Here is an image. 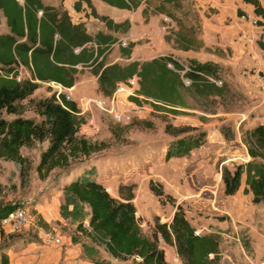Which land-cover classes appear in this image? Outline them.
<instances>
[{"label": "trees", "instance_id": "trees-1", "mask_svg": "<svg viewBox=\"0 0 264 264\" xmlns=\"http://www.w3.org/2000/svg\"><path fill=\"white\" fill-rule=\"evenodd\" d=\"M99 1L126 10H134L141 2ZM182 1L191 11V23L187 25L182 24L180 18L166 6L182 8ZM242 1L252 5L255 15L264 17L259 0ZM82 2L88 7L89 14L99 20L106 30L117 31L120 27L123 32L128 30L127 19L115 22L107 15L98 14L90 0H75L73 9L78 10ZM153 4L155 13L165 12L175 22L172 39L164 37L165 40H172L175 49L187 51L201 47V18L192 0H157ZM145 11L144 7L141 13L144 15ZM237 14L242 15L243 12L237 10ZM0 17L4 18L7 28L6 32H0V159L20 163L23 161L19 152L21 146L46 140V147L35 167L41 176L55 167L66 165L69 160L88 157L101 149V143L77 136L81 118L73 100L65 99L62 93L58 94L60 102L54 93L43 98L31 96L42 82L70 87L77 71L74 65L78 63L90 66L91 73L96 76L97 89L103 96L110 97L118 83L128 86L129 80L135 77L137 88L134 94L128 95L129 100L135 104L145 101L171 114L179 113L178 108L187 107L183 99L184 85L175 71L183 66L188 68L183 74L190 80V90L203 96L221 94L222 89L212 81L219 78L221 66L210 60L198 61L189 57L183 64L167 53L140 62L106 63L103 57H99L104 47L115 42L116 38L102 31L87 32L84 24L72 22L61 6L47 5L41 0H0ZM256 44L264 51V40L259 38ZM132 45L128 42L125 47L119 46V52L128 57ZM75 48H79L77 53L73 52ZM167 62L175 70L168 68ZM20 66L29 75L16 80ZM23 100L40 117L39 121L21 115ZM3 114L11 117L6 118ZM168 127L166 123L165 131ZM224 129L221 125L223 136ZM240 141L248 159L234 164L232 168L221 166L222 193L226 196L234 194L242 181V191L251 194V202L264 205V124L256 123L244 130ZM204 142V130L179 129L167 143L164 156L166 159L187 156ZM95 173V165L90 164L65 183L62 186V202L58 206L60 218L68 219L77 231L90 237L91 244L80 241L74 234L70 240L79 243L82 253L92 264L103 262L97 258L99 245L119 260L136 256V264H167L163 249L158 246V237L174 247L182 264H214L218 252L216 233L194 234V228L184 217L181 207L176 205L168 223L155 221L151 234L145 235L134 216L132 195L120 199L110 195L96 180ZM14 208L2 207L0 202V219ZM209 253L214 254L211 259L207 257ZM0 264H9L5 253L0 254Z\"/></svg>", "mask_w": 264, "mask_h": 264}, {"label": "rangeland", "instance_id": "rangeland-1", "mask_svg": "<svg viewBox=\"0 0 264 264\" xmlns=\"http://www.w3.org/2000/svg\"><path fill=\"white\" fill-rule=\"evenodd\" d=\"M44 1L71 11L72 20L83 22L86 30L92 34L96 31L112 34L116 41L104 47L103 57L106 62L118 57V46L125 47L129 42L126 37L129 28L126 32L121 31L122 27L117 31L106 30L99 20L88 19V11H85L83 3L78 10H73L69 7V0ZM153 3L156 4L157 0H141L137 8L126 13L133 22L139 24L147 23L153 17L156 19L147 33H142L139 27L136 42L145 46L144 49L161 53L157 49L159 43L156 31L172 39V31L176 25L165 12L155 13ZM95 4L101 13L109 16L111 10H108V5L99 0ZM181 4L182 8L177 9L166 6L173 15L180 18L182 24L187 25L191 23V11L184 1ZM144 7L146 11L143 15L141 10ZM163 16L168 20H163ZM2 28L0 22V31ZM153 28L155 31H151ZM124 37L126 44L122 46L119 40ZM187 58L189 57L178 59L186 64ZM117 63L124 64L120 59H117ZM88 73L89 68L79 69L76 88H62L51 82H42L31 96L43 98L54 93L59 101L58 94L62 93L66 99L73 100L77 106V115L81 118L77 136L101 143V149L88 157L69 160L66 165L53 168L45 176L37 174L35 167L40 153L46 147V140L21 146L19 152L23 161L20 163L0 159L1 205L25 208L29 219L25 228L10 235L1 233L0 246L34 243L39 245L36 251L40 248L61 250L65 247L64 238L73 234L80 241L91 244L90 237L77 231L74 224H64L54 217L49 219V223H45L31 206L39 203L40 206L48 207V204L56 202L59 191L61 203L62 186L84 167L94 164L96 180L110 195L116 198L132 195L135 218L143 234H151L155 221L168 223L176 205H179L184 217L194 228V234L212 232L218 235V252L214 264H264V205L252 203L249 193L242 191L244 186L238 188L232 196L224 195L220 181L222 165L232 168L234 164L245 162L248 157L240 141L246 130L240 121L244 123L257 113L255 109L263 103L259 96V86L254 84L251 76H247L250 80L248 85L237 87L231 78L230 69L221 66L219 78L216 79L219 83H215V86L222 89L221 94L203 96L190 90L189 85L184 86L183 99L187 107L178 108L179 113L176 114L168 113L161 107L154 108L145 101L139 104L131 102L128 95L135 92L131 89L135 80L133 77L132 83L126 85L130 93L125 97L121 93L113 95L114 110L121 117L116 121L107 111L110 103L105 96L98 95ZM27 76L26 70L20 69L19 79ZM86 76L89 78H85ZM101 97L107 110L99 109L94 104V100ZM23 104L24 111L21 115L39 121L40 117L25 100ZM3 116L11 117L6 114ZM166 123L169 125L168 131L164 129ZM221 125L225 127V136L220 130ZM179 129L204 130L205 142L191 150L187 156L166 159L164 152L167 143ZM40 206L38 208L43 209ZM41 229L57 235L60 243H44L40 236ZM157 243L163 249L167 264H174L175 257L180 261L173 246L165 244L160 237ZM98 250L97 258L103 260L102 264H136L138 260L136 256L123 260L113 258L103 245H99ZM79 257L91 263L84 254Z\"/></svg>", "mask_w": 264, "mask_h": 264}, {"label": "crops", "instance_id": "crops-1", "mask_svg": "<svg viewBox=\"0 0 264 264\" xmlns=\"http://www.w3.org/2000/svg\"><path fill=\"white\" fill-rule=\"evenodd\" d=\"M18 1L20 2L21 0ZM41 1L44 4L52 5V4H48L44 0ZM69 1H70L69 7L70 8L72 7L73 9V2L75 0H69ZM192 1L194 2L196 10L201 18V32H200L201 47L197 50H187V51L175 49L173 47L172 40L171 39L165 40L164 38L165 35L157 30L156 35H157V41L159 43L157 49L162 52L154 53V50H150L153 52V54H148L150 53V51L148 49H144L145 46L137 43L136 41L138 38L137 31L139 30V27L142 33H147L149 32L148 28L151 27V24L153 25L155 23L156 19L153 17L149 19L147 23H142V22L140 24L135 23L132 21L131 18L127 16L128 14L126 12H128V10L117 9L108 6V10L109 9L111 10L108 13L109 15L108 17L111 18L113 21L119 22L125 19L128 20L129 31L126 37L128 38L129 42L133 43V45L130 48V53L128 57H125L120 52H118V57H116L113 61L110 62L105 61V62L106 63L117 62V59H120L124 63H127L129 61L140 62L162 55L165 52V53H171L173 57L176 58L177 60H179L178 59L179 57H183V58L194 57L198 61L210 60L218 63L220 66L227 67L230 69L232 76L231 78L235 82L234 85L237 87L240 86L241 88H243V85L249 84L250 80L247 79V76H251L254 84L258 86L256 76L260 72H264V51L257 46L256 40L259 38L261 40H264V17L260 15H255V13L253 12L252 5L248 3H244L242 0H192ZM90 2L98 14H103L101 13V11L97 9V6L95 4L96 0H90ZM259 3L261 5V8L264 10V0H259ZM83 5L85 6V11L86 12L88 11V17H89L88 19L96 21L97 19L89 14V9L85 5V3H83ZM52 6L57 7L59 5L53 4ZM63 9L67 11L72 22H79L72 20L71 17L73 15H71V11L69 12L66 8ZM237 10L242 11L243 14L242 15L237 14ZM37 15H39V13H37ZM121 16H124V18L121 19L120 18ZM82 20H85V18H82ZM0 22L3 25V28L1 29L0 32L2 33L6 32L7 28L3 17H0ZM161 28H163V26H161ZM86 31L88 32L89 30ZM151 31H155L154 28L151 29ZM117 48L119 51V46ZM75 49L76 50L75 51L73 50V52L77 53L79 48H75ZM102 57H103V52L101 54V57L99 58ZM103 60H105L104 57ZM74 68H76L77 71H75L73 75L74 81L70 87H63L60 84L54 82L51 83L60 85L62 88H71V87L76 88L79 82L76 79L79 73V69L81 68L90 69V66H82V64L78 63L74 65ZM20 69H25V68L20 66L18 68V71H20ZM26 72L28 73L27 70ZM88 74L90 78L89 76H86L85 78H89L92 81L94 88L97 89L96 76L91 73V69H90V73ZM129 82L132 83V79H130ZM136 88H137V79L135 78L134 84L132 85L131 89L134 91L136 90ZM123 91L126 92V94H124ZM128 91L129 89L128 87H126V85L122 83H118L117 89L113 95H116L117 93H121L125 97L128 93H130ZM258 91H259V96L262 97L263 103L260 104L259 107L257 106V108L255 109L257 110V113H254V115L249 117L244 123L242 120L240 121L245 129H248L249 127H251L256 123L264 124V90L258 87ZM97 93L98 95H102L98 91V89H97ZM243 186H244L243 183H241L239 188ZM249 195L251 196L250 193ZM228 196H232V195H228ZM117 198L120 199L119 197ZM60 201H61V191H59L56 202H52L51 204H48L49 205L48 207L40 206L39 203L38 204L33 203L31 209L34 210L36 213H38L39 216L43 219V221H45V223H49L51 221L49 219L51 217H54L56 220H59L64 224H69L70 222L68 219H63L59 217L58 206L60 204ZM39 206L42 207L43 209H39L38 208ZM25 226H23V228H25ZM0 228L2 230V233L7 235H10L17 231V230H11L7 226H3L1 224H0ZM45 231L49 232V230H43V229L40 230V236L42 238V241H43V233ZM64 244L65 247L61 250L44 247L47 249L40 248L38 249V251H36V247H38L39 245H36L34 243H18L16 245H12L10 247L8 246L5 248H2V246H0V254L5 253L7 255L9 264H89L88 261L81 259V257H79V256H83L81 247L79 245L71 243L69 236H66L64 238ZM75 258H77V261Z\"/></svg>", "mask_w": 264, "mask_h": 264}, {"label": "built area", "instance_id": "built-area-1", "mask_svg": "<svg viewBox=\"0 0 264 264\" xmlns=\"http://www.w3.org/2000/svg\"><path fill=\"white\" fill-rule=\"evenodd\" d=\"M39 13V12H38ZM163 20H168L165 16L162 17ZM57 35L54 34V37H56ZM120 45H125L126 44V37L122 38L119 40ZM76 49H74L75 51ZM166 66L170 69H173V66L170 62L166 63ZM188 70V68L186 66H183V68L181 70H175L179 73L182 84L184 86H187L190 84V80L184 76V72ZM257 82H258V86L264 90V72H260L257 76ZM16 80H19V77L16 76L15 77ZM214 83H219V81L216 82V80H212ZM117 89V88H116ZM116 91V90H115ZM66 99V98H65ZM105 99L108 100V102L110 103V108L109 110L106 109V106L104 104V99L103 98H97L96 100H94V104L96 105V107H98L99 109H103V110H107L109 111L113 118L116 121H119L121 119L120 115L115 112L114 110V96L113 94L110 97H106ZM59 100V97H58ZM68 100V99H67ZM60 102V100L58 101ZM134 216H135V212H134ZM29 222L28 219V211L25 208H21V207H16L14 209H12L11 211H9L5 217H3L2 219H0V224L3 226H7L8 228H10L11 230H18L20 228H22L23 226H25L27 223ZM84 225L86 226L87 223L86 221H84ZM43 241L47 242V243H60V239L59 237L52 235L51 232L45 231L43 233ZM213 253H209L207 254V257H209V259H211L213 257ZM181 261V260H180ZM178 260L177 257L174 258V264H182Z\"/></svg>", "mask_w": 264, "mask_h": 264}]
</instances>
